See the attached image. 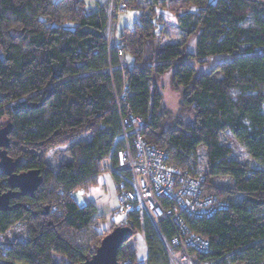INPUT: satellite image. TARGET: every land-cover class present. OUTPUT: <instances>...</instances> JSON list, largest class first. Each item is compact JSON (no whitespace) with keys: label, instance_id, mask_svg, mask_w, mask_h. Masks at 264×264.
Returning a JSON list of instances; mask_svg holds the SVG:
<instances>
[{"label":"trees","instance_id":"1","mask_svg":"<svg viewBox=\"0 0 264 264\" xmlns=\"http://www.w3.org/2000/svg\"><path fill=\"white\" fill-rule=\"evenodd\" d=\"M180 4L195 9L178 14L184 42L160 46L158 18L149 12L112 45L107 6L90 11L83 0H0V122L12 126L7 151L16 172L39 169L43 176L35 196L18 195L11 211L0 212V235L22 219L28 234L1 245L0 264H80L95 253L103 239L98 210L92 202L80 206L73 192H86L103 172V159L118 166L121 117L129 114L142 120L139 133L149 145L168 150L172 164L195 170L190 158L204 146L207 178L226 176L234 184L217 191L228 210L185 216L190 232L210 241L209 253L197 256L201 264H264V169L250 172L221 142L233 136L264 168V26L247 24L251 13L264 16V0ZM192 37L195 51L186 53ZM214 58L213 69L197 73L196 64ZM171 69L173 88L183 91L179 121L164 105L161 80ZM67 145L72 159L54 169L47 154ZM111 173L118 193L133 189L129 171ZM0 185L9 189L1 173ZM125 223L144 234L143 264H171L165 242L174 229L167 220L156 226L137 207ZM117 257L137 264L130 246Z\"/></svg>","mask_w":264,"mask_h":264},{"label":"built area","instance_id":"2","mask_svg":"<svg viewBox=\"0 0 264 264\" xmlns=\"http://www.w3.org/2000/svg\"><path fill=\"white\" fill-rule=\"evenodd\" d=\"M129 0H112L109 19H118L128 8ZM124 90L122 98L125 99ZM118 110H121L118 104ZM142 120L131 114L121 117L124 149L119 164L110 168V159L100 162L99 169L107 172L129 171L133 189L122 186L119 205L122 213L141 207L154 225L167 220L174 229L170 243L165 242L171 264H201L197 256L208 254L210 241L201 234L191 233L185 216L202 219L230 208V202L217 194L224 187L207 178L205 173L183 169L170 162L164 148L149 145L139 133ZM216 191V192H213ZM84 201H88L81 190Z\"/></svg>","mask_w":264,"mask_h":264},{"label":"rangeland","instance_id":"3","mask_svg":"<svg viewBox=\"0 0 264 264\" xmlns=\"http://www.w3.org/2000/svg\"><path fill=\"white\" fill-rule=\"evenodd\" d=\"M83 1L85 3L86 9L90 11L97 10L99 3L109 8L112 3V0ZM180 2L182 3V0H130L128 8L121 13L119 19H113V21H110L109 19L107 37L110 44H117L116 36L119 31L126 27L128 28L134 26V23L139 21L141 15L146 16L149 12H153L158 18V42L160 46L180 44L184 42L185 33H183L179 27L178 17L181 14L192 12L195 9L193 7H183ZM247 24L254 26H264V16L251 13L248 17ZM195 42V37H192L189 41H187L185 46L186 53H192L195 51ZM120 56L123 59V62L124 58L128 59L127 54L125 57L124 54H120ZM182 60L190 61V59L187 58V54H185V57ZM217 61L218 59L214 58L210 59V62L205 66L196 64L197 73L200 74L203 72H209L211 69H213ZM178 63L179 62H177L175 66ZM172 75L173 69L168 71V73H166V75L163 76L161 80L164 94V105L170 110L172 115H174V119L179 121L183 120V118H180V107L181 100L183 99V91H178L173 88ZM217 76L220 77V75ZM184 121L187 122L189 120L185 119ZM5 124L6 121L0 122V128ZM221 142L223 145L231 149V158L245 165L250 170V172L264 169L263 165L252 159L246 148L233 136L229 134L223 135L221 137ZM70 149L71 146L67 145L51 150L46 156L48 164L54 169H57L62 163L70 161L72 159ZM207 158V149L204 146H200L190 158V162L191 164H195L194 162H196L198 167L195 168V170L197 169V171L201 173H207ZM212 180L214 183L224 188H232L234 185L230 178L226 176L212 177ZM85 194L98 210V230L100 231V235L102 237H104L106 233L110 231L109 229L112 226H124L126 224L125 220L129 213L124 214L120 210L119 193L112 173L107 171L100 173L97 176L95 182L87 187ZM73 197L80 206L85 205L86 201H84L81 190H76L73 192ZM54 209H56V207H54ZM262 215H264V210ZM26 227L25 219L13 221L9 231L3 235H0V250L2 249L1 245H4L8 242L11 243L14 241H26L28 239ZM125 246L135 248L137 264H143L146 262L148 249L144 234L141 231H137L135 235L124 245V248Z\"/></svg>","mask_w":264,"mask_h":264},{"label":"water","instance_id":"4","mask_svg":"<svg viewBox=\"0 0 264 264\" xmlns=\"http://www.w3.org/2000/svg\"><path fill=\"white\" fill-rule=\"evenodd\" d=\"M10 124L0 128V173L7 177L9 189L2 191L0 185V212L11 211L12 201L18 196H35L43 183V176L39 169L18 173V162L8 155L10 147ZM134 236V230L128 226H117L105 235L95 253L80 264H120L118 251Z\"/></svg>","mask_w":264,"mask_h":264},{"label":"crops","instance_id":"5","mask_svg":"<svg viewBox=\"0 0 264 264\" xmlns=\"http://www.w3.org/2000/svg\"><path fill=\"white\" fill-rule=\"evenodd\" d=\"M99 5H101V4L99 3ZM87 202H91L89 198H88V201H87ZM87 202H86V203H87Z\"/></svg>","mask_w":264,"mask_h":264}]
</instances>
